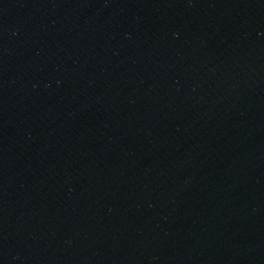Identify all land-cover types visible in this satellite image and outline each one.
Returning a JSON list of instances; mask_svg holds the SVG:
<instances>
[{
    "label": "water",
    "instance_id": "water-1",
    "mask_svg": "<svg viewBox=\"0 0 264 264\" xmlns=\"http://www.w3.org/2000/svg\"><path fill=\"white\" fill-rule=\"evenodd\" d=\"M0 264H264V0H0Z\"/></svg>",
    "mask_w": 264,
    "mask_h": 264
}]
</instances>
